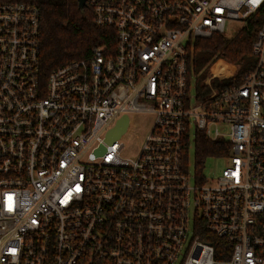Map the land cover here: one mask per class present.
Masks as SVG:
<instances>
[{"label": "built area", "instance_id": "1", "mask_svg": "<svg viewBox=\"0 0 264 264\" xmlns=\"http://www.w3.org/2000/svg\"><path fill=\"white\" fill-rule=\"evenodd\" d=\"M86 4L114 44L45 74L39 7L0 2V264H264V0ZM254 17V66L198 86L195 41ZM123 116L150 126L136 156L106 141ZM198 134L230 147L216 179Z\"/></svg>", "mask_w": 264, "mask_h": 264}, {"label": "trees", "instance_id": "2", "mask_svg": "<svg viewBox=\"0 0 264 264\" xmlns=\"http://www.w3.org/2000/svg\"><path fill=\"white\" fill-rule=\"evenodd\" d=\"M0 2H26L40 9L41 66L46 74L52 68L88 56L99 45L114 44V31L94 24L93 11L86 5L82 11L78 0H0ZM261 26L255 17L237 34L228 39L214 34L209 39H197L193 47V72L199 86L207 77L204 70L213 61L223 58L240 66L236 82L248 72L256 60L252 44ZM230 83V82H229ZM230 147L224 141H211L198 134L194 143V167L203 172L206 158L223 157Z\"/></svg>", "mask_w": 264, "mask_h": 264}, {"label": "rangeland", "instance_id": "3", "mask_svg": "<svg viewBox=\"0 0 264 264\" xmlns=\"http://www.w3.org/2000/svg\"><path fill=\"white\" fill-rule=\"evenodd\" d=\"M242 21L233 20L229 22L226 30L225 36L228 39L233 38L238 31L243 27ZM213 66H208L204 72L208 75L211 74ZM149 123L146 122L144 117H135L131 120L128 131L122 136L121 143L125 146V154L127 156H136L139 154V150L143 143L145 142L147 135L149 133ZM190 172L194 173V149L190 151ZM230 159L228 157H217L211 156L206 158L203 168V173L208 179H216L221 174L222 171L229 165Z\"/></svg>", "mask_w": 264, "mask_h": 264}, {"label": "water", "instance_id": "4", "mask_svg": "<svg viewBox=\"0 0 264 264\" xmlns=\"http://www.w3.org/2000/svg\"><path fill=\"white\" fill-rule=\"evenodd\" d=\"M86 1L87 0H78L79 3V7L80 9L83 11L84 8L86 7ZM128 121L129 118L128 116H123L119 121L118 124L115 128H113L111 131H109V133L107 134V138L106 141L108 143H113L116 139H118L119 137H121L123 135V133L125 132L127 126H128ZM104 150V147L101 146L98 149V152H102Z\"/></svg>", "mask_w": 264, "mask_h": 264}]
</instances>
